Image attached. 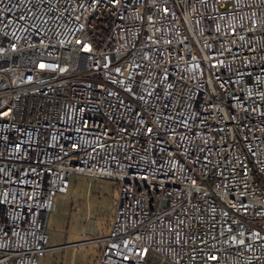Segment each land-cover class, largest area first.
<instances>
[{
  "label": "built area",
  "instance_id": "2783aa9c",
  "mask_svg": "<svg viewBox=\"0 0 264 264\" xmlns=\"http://www.w3.org/2000/svg\"><path fill=\"white\" fill-rule=\"evenodd\" d=\"M73 177L119 183L98 264H264V0H0V264Z\"/></svg>",
  "mask_w": 264,
  "mask_h": 264
},
{
  "label": "rangeland",
  "instance_id": "374dc122",
  "mask_svg": "<svg viewBox=\"0 0 264 264\" xmlns=\"http://www.w3.org/2000/svg\"><path fill=\"white\" fill-rule=\"evenodd\" d=\"M119 183L114 180L73 177L68 195L59 196L48 221L50 247L105 237L115 216ZM98 244L68 247L46 254L40 264H97ZM147 264H161L151 260Z\"/></svg>",
  "mask_w": 264,
  "mask_h": 264
},
{
  "label": "crops",
  "instance_id": "0c3cea01",
  "mask_svg": "<svg viewBox=\"0 0 264 264\" xmlns=\"http://www.w3.org/2000/svg\"><path fill=\"white\" fill-rule=\"evenodd\" d=\"M52 213L50 214V216L52 215ZM50 216H49V219H50ZM49 219H48V221H49ZM47 226H48V224H47ZM91 240H93V239H91ZM91 240H89V241H91ZM89 241L75 242V243H71V244H65V245H60V246H57V247H53V248H55V250L52 251V252H56L58 250H62V249L68 248V247L79 248V247H82V246H85V245H88V244H94V243H88ZM98 246H99V257L98 258L100 259L101 253H102V245L101 244H98ZM99 259H98V263H99Z\"/></svg>",
  "mask_w": 264,
  "mask_h": 264
}]
</instances>
